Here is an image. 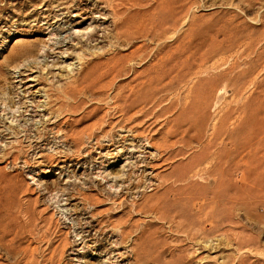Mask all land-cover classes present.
Segmentation results:
<instances>
[{
	"label": "rangeland",
	"instance_id": "obj_1",
	"mask_svg": "<svg viewBox=\"0 0 264 264\" xmlns=\"http://www.w3.org/2000/svg\"><path fill=\"white\" fill-rule=\"evenodd\" d=\"M1 240L0 264H264V0H0Z\"/></svg>",
	"mask_w": 264,
	"mask_h": 264
},
{
	"label": "bare ground",
	"instance_id": "obj_2",
	"mask_svg": "<svg viewBox=\"0 0 264 264\" xmlns=\"http://www.w3.org/2000/svg\"><path fill=\"white\" fill-rule=\"evenodd\" d=\"M86 77V76H85ZM89 77V76H88ZM158 77H159V73H157L156 74V76H153V77H151L150 78V80L152 81V80H157L158 79ZM83 78H81V79H73V81L72 82H69L67 85H66V87H64L63 88V91L64 92H66V94L67 95H70V96H73V94H75V92H78V93H80L81 94V92H82V90L84 89V88H86V86H84V82H83V80H82ZM88 84V83H87ZM83 93V92H82ZM82 95V94H81ZM123 101V100H122ZM48 102H45L44 104H37V105H35V107L34 108H40V107H46V106H48ZM128 108V110L126 109V110H122L123 112H125V113H127L128 114V112H129V107H127ZM44 110H46V108L44 109ZM14 118V117H13ZM11 121H13V120H11ZM215 129V128H214ZM27 130V129H26ZM26 130H21L18 134H20V133H22V132H26ZM30 129H28L27 131H29ZM56 133H57V135L59 136L58 138H60V139H63V140H67V135H63V134H61V132H60V130H58V131H56ZM14 134H16L17 135V131H15L14 132ZM36 136H34L33 138H36V140H40L41 138H42V136L40 135V134H38L37 132H36ZM80 134H82V133H80ZM79 134V135H80ZM84 134V133H83ZM86 134V133H85ZM216 134H217V132H216V129L214 130V134L212 135V136H214V137H216ZM89 135V134H88ZM76 137V136H75ZM26 138H27V136H26ZM29 139L31 138V137H28ZM78 138V137H77ZM80 138V137H79ZM79 138L78 139H74L75 141H74V144H76V142L77 141H79ZM219 138V137H218ZM228 140H229V142L231 143V138H228ZM215 141V140H214ZM214 141H213V139H210L208 142H207V144H205V145H203V147H202V149L196 154V156H198V158L200 159L202 156H204V155H208V156H210L215 162H216V164H217V169H221L222 170V173H221V176H223V175H225L226 177H231L232 176V173H233V168H234V158L232 157V154H233V149H232V147L231 148H229L228 150H226V149H224L223 150V148L221 149H219V148H217V145L214 143ZM217 141V140H216ZM9 144H6V146H8ZM198 159V160H199ZM26 163V162H25ZM191 164H193L194 166L196 165L194 162H192L191 160H189L188 161V163H187V166H188V168L190 167V165ZM101 175V174H100ZM108 175V174H107ZM224 176V177H225ZM108 177V176H107ZM32 178H34V176H32ZM106 178V177H105ZM216 179V178H215ZM111 180V179H110ZM115 182V181H114ZM165 185V186H164ZM163 186V189H164V193H169L170 191H171V188H172V185H170V184H164ZM114 186H117L116 184L115 185H113V184H110V188L112 189ZM163 193V192H162ZM162 198V197H161ZM160 198V199H161ZM157 199V198H156ZM165 202H166V200H165ZM149 204V203H148ZM162 204H163V202H162ZM136 205V204H135ZM142 206V205H141ZM160 206H162V205H160ZM134 207H136V206H134ZM151 207V206H150ZM157 207H158V205H157ZM166 207V206H165ZM137 209L139 208L140 209V207H136ZM143 208V207H142ZM146 208V207H145ZM149 208V207H148ZM159 208V207H158ZM133 209V208H132ZM151 209H152V207H151ZM155 209V208H154ZM143 210H145V209H143ZM149 210H150V208H149ZM134 211V210H133ZM140 211H141V209H140ZM148 211V210H147ZM163 213V212H162ZM27 214L29 215V214H31V212L30 211H27ZM161 214V213H160ZM169 217V216H168ZM168 217H166V218H168ZM3 226V225H2ZM126 226V225H125ZM7 229V228H6ZM118 229H120V228H118ZM117 230V229H116ZM126 230V229H125ZM118 231V230H117ZM146 234V233H145ZM120 238H121V240L123 241L124 239H125V236H126V233L124 232V230L122 229V230H119V235H118ZM119 239V238H118ZM141 242V241H140ZM149 244V243H148ZM115 245H118V243L116 244L115 243ZM114 245V246H115ZM146 246H147V241L145 242L144 240L142 241V243L140 244V246H139V244L137 245V247L135 248V253H136V259H139L140 257H138V255H139V248L138 247H140V249L142 250V248H143V250H145V248H146ZM3 247H4V243L2 242V240L0 241V250L1 249H3ZM116 247V246H115ZM138 248V249H137ZM33 253H34V251L33 250H31L30 251V253H29V256H28V260H27V263L28 264H34L35 263V257H34V255H33ZM147 254V253H146ZM144 255V254H143ZM51 259V258H50ZM48 260L49 262L51 261V260ZM140 261H141V259H140ZM26 263V264H27ZM109 263H111V261L109 262Z\"/></svg>",
	"mask_w": 264,
	"mask_h": 264
}]
</instances>
